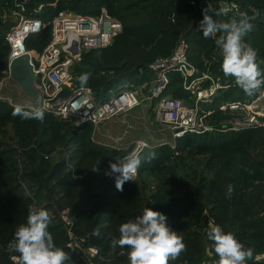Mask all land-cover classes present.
<instances>
[{
  "label": "trees",
  "instance_id": "1",
  "mask_svg": "<svg viewBox=\"0 0 264 264\" xmlns=\"http://www.w3.org/2000/svg\"><path fill=\"white\" fill-rule=\"evenodd\" d=\"M223 2H234L242 12L236 17L216 15ZM20 3H24L27 16L44 23L60 11L96 15L104 7L122 25L110 46L82 52L80 61L71 67L72 78L63 98L85 88L97 102H103L112 91L149 84L155 73L148 65L169 56L180 40L186 43L188 58L199 74L225 87L202 105L212 111L207 118L212 127L221 128L237 115L221 111V105L251 104L264 91L262 86L249 96L231 77L226 78L215 40L204 38L198 29L206 6L213 9V19L222 22L239 19L242 13L253 16L258 10L244 43L256 50L257 63L264 72V0H0V81L7 70L5 36L13 24L11 14ZM38 6L42 8L34 14ZM48 41L46 29L29 38L26 45L29 50L41 51ZM85 73L89 79L81 86L77 78ZM209 83L205 81L203 86ZM162 97L186 105L193 101L182 89L177 73L169 74ZM15 108L0 100V264H15L11 256L18 254L5 249L33 207L49 213V232L55 245L70 256L71 264L86 262L66 248L67 235L59 217L62 211L72 219L74 234L87 235L108 264H128L120 248L112 250L111 241L119 238V226L142 215L145 207L164 214L167 226L183 237L186 251L169 264H214L218 257L207 239L209 221L232 232L252 250L245 264H264L254 259L264 253V129L187 134L176 140L173 148L168 144L144 148L139 152L142 163L137 175L123 185V191H117L115 177L105 172L109 162L128 155L130 148L96 142L90 123L76 128L72 121L43 111L42 122L22 119L13 115ZM150 154L154 158L145 161ZM96 166L99 171L92 170Z\"/></svg>",
  "mask_w": 264,
  "mask_h": 264
},
{
  "label": "built area",
  "instance_id": "2",
  "mask_svg": "<svg viewBox=\"0 0 264 264\" xmlns=\"http://www.w3.org/2000/svg\"><path fill=\"white\" fill-rule=\"evenodd\" d=\"M225 6L231 7L228 14L234 17L240 15V7L234 2L221 3V9ZM16 8V12L11 14L13 24L5 36L8 46L7 70L5 77L0 81V100L12 106L14 105L11 99L2 95L4 81L8 76L22 82L21 85L27 92L32 91L31 95L38 98L39 110L61 120L72 121L76 128L90 123L94 129L92 138L99 125L135 109L139 105V96L143 91L148 94L145 100L153 104L156 123L169 131L172 143L168 145L172 148L176 140L187 134L264 129V111L257 108L264 91H261L251 104L229 102L221 105L219 107L221 111L236 113L238 117L233 118L227 125L214 128L207 123L212 111L204 110L202 105L210 103L218 91L225 87L209 76L199 74L196 66L189 60L188 47L182 40L177 42L169 56L157 58L148 65V69L155 73V78L149 84L130 86L113 92V95L103 102H97L91 91L85 88H79L63 98L61 96L64 89L72 78L71 67L80 61L82 52L110 46L122 32L121 23L104 7L100 8L96 15L60 11L47 23L39 18L27 16L24 3L17 4ZM41 8L42 6L36 7L33 13H38ZM46 29L49 30L47 44L41 51L29 50L27 40ZM217 37L211 38L216 41ZM218 52L221 54L219 48ZM170 73H177L181 77L182 89L193 97L191 105L171 97H162L163 91L169 85ZM205 81L210 82L207 87L203 86ZM26 109L32 112L37 110L33 107ZM144 148L149 147L139 142L134 151L139 153ZM59 217L66 231V248L70 253L83 258L86 264H108L109 260H106L100 250L88 242L87 235L74 234L73 221L66 211H62ZM208 224L211 226L212 221ZM254 259L264 261V253L255 256Z\"/></svg>",
  "mask_w": 264,
  "mask_h": 264
},
{
  "label": "clouds",
  "instance_id": "3",
  "mask_svg": "<svg viewBox=\"0 0 264 264\" xmlns=\"http://www.w3.org/2000/svg\"><path fill=\"white\" fill-rule=\"evenodd\" d=\"M230 11L231 7L225 6L215 14L227 16ZM212 13L213 9L209 6L202 9L203 19L199 22V30L204 38L217 37L219 34L215 42L222 55L221 70L224 76L231 77L245 94L251 96L264 86V72L257 63L256 50L246 45L244 38L253 30L252 21L259 15V11L253 16L242 13L239 19L228 22L213 19ZM77 79L83 86L87 84L89 74H82ZM13 115L41 122L44 118V113L39 109L29 113L19 106ZM153 158L154 154H150L145 161ZM141 163L140 154L133 151L116 159L114 163L109 162L105 175L114 176L116 190L123 191V185L133 181ZM92 170L99 171L97 166ZM231 191L229 187L228 195ZM50 223L51 218L46 210L33 207L29 211L26 223L17 227L13 240L5 249L9 253L18 254L11 256L15 264H71L70 256L55 245L49 232ZM118 231L119 238L111 241V248L113 251L120 248V255L127 256L128 264H169L186 251L183 237L167 226V217L150 208L145 207L142 215L121 224ZM206 235L208 241H211L210 250L218 257L214 264H245L252 256L251 249H246L232 232H225L219 225L213 223Z\"/></svg>",
  "mask_w": 264,
  "mask_h": 264
},
{
  "label": "rangeland",
  "instance_id": "4",
  "mask_svg": "<svg viewBox=\"0 0 264 264\" xmlns=\"http://www.w3.org/2000/svg\"><path fill=\"white\" fill-rule=\"evenodd\" d=\"M22 82L8 76L4 81L2 95L9 98L14 106L33 107L39 109L38 98L23 89ZM147 84V83H144ZM142 84V85H144ZM108 94L107 97H111ZM148 94L143 91L139 96V105L124 114L113 117L99 125L94 133V140L100 144L119 149H128L130 152L136 150L139 142L148 147H155L162 144H171V136L168 130L160 127L155 119L153 104L145 100ZM257 108L264 111V96L257 103ZM237 115L234 119H237Z\"/></svg>",
  "mask_w": 264,
  "mask_h": 264
},
{
  "label": "water",
  "instance_id": "5",
  "mask_svg": "<svg viewBox=\"0 0 264 264\" xmlns=\"http://www.w3.org/2000/svg\"><path fill=\"white\" fill-rule=\"evenodd\" d=\"M240 12H242V9H240Z\"/></svg>",
  "mask_w": 264,
  "mask_h": 264
}]
</instances>
